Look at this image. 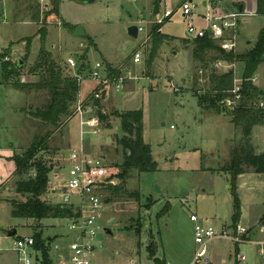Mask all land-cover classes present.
I'll return each instance as SVG.
<instances>
[{
	"label": "rangeland",
	"instance_id": "obj_1",
	"mask_svg": "<svg viewBox=\"0 0 264 264\" xmlns=\"http://www.w3.org/2000/svg\"><path fill=\"white\" fill-rule=\"evenodd\" d=\"M184 1L163 2L162 12L159 8L155 14L156 0H96L84 4L63 0L61 18L47 23L45 46L53 59L66 67L68 75L80 74L87 78L82 82V93L91 89L94 80L88 79L89 73L98 62L110 63L114 66L112 69L120 68V73L103 74L110 81L109 97L106 102H103L105 98L100 102L103 112L111 115V128L107 129L106 122L101 123L97 127L100 131L95 133L87 126L82 130L80 116L76 114L62 131H56L55 126L42 123L29 113L44 107L50 99L49 92L21 90L17 86L39 81L34 66L41 47L37 35L41 24L33 17L38 11L43 12L50 0H0V264H19L18 254L13 250L18 237L42 233L47 240L51 237L52 251L55 244L65 246L70 242L71 218L64 217L61 221L46 218L36 227L32 219L12 215L10 201L32 199L29 194L17 192L18 182L37 173L36 169L18 171L16 158L30 148L35 136L49 133L53 135L48 150L40 152L32 162L36 165L45 160L48 168L49 188L41 195L42 200L49 204L56 202L50 190L66 181L74 147H82L89 155L105 157L111 180L119 186L118 190H105L108 203L103 223L110 232L99 236L101 248L96 264H153L148 259V246L152 242L157 246L158 258L166 259L169 264H190L196 250L192 215L197 214L218 230L232 225V177L226 167L243 133L232 123L231 116L200 105V97L211 91V72L222 73L227 67H217L216 61H208L206 70L193 56V42L185 41L187 23L178 10ZM192 1L196 5L194 12L205 14L203 2L206 0ZM147 4L149 9L144 8ZM165 6L177 10L173 17L164 19ZM133 24L143 28L137 37L128 34ZM159 24L170 38L159 48L157 56L150 59L151 41L146 39L147 34ZM79 25L84 27L87 37L73 35ZM263 27L264 15L242 16L235 54L247 52ZM30 37L31 50L27 51ZM249 40L252 43L248 45ZM138 50L142 51L143 59L135 64L133 56ZM214 56L211 52L208 58ZM69 58L77 63L75 68L66 63ZM19 60L26 63L17 73L9 74ZM82 60L87 61L84 69L79 67ZM234 63L236 79H242L244 64L239 60ZM254 77V83L264 92V63ZM117 83L121 85L119 90L114 86ZM222 107L225 108L223 104ZM131 110L143 111L144 139L151 147L156 168L150 173L133 171L123 184L118 174L125 150L117 140L124 131L116 114ZM256 126L253 145L258 154H264V125ZM56 168L61 170L59 174ZM245 171L254 172L251 167ZM237 181L243 211L237 224L250 228L246 243L238 244L237 257L239 264H259L260 245L254 241L264 240V231H261L264 188L259 186L264 185V174L250 176V183L254 185L248 188L239 186L240 178ZM156 184L161 188L160 193L155 190ZM168 205L169 212L164 214ZM225 222L228 225L223 227ZM14 229L17 234L9 237L8 233ZM250 236L253 242H248L252 241ZM234 246L229 239L214 240L209 246L211 263L204 264H222L217 253L232 254L228 264H235ZM241 256L246 259L241 260Z\"/></svg>",
	"mask_w": 264,
	"mask_h": 264
},
{
	"label": "trees",
	"instance_id": "obj_2",
	"mask_svg": "<svg viewBox=\"0 0 264 264\" xmlns=\"http://www.w3.org/2000/svg\"><path fill=\"white\" fill-rule=\"evenodd\" d=\"M63 0H50L48 7L43 11H38L34 14V21L40 23L37 35L40 37L41 47L37 61L34 66L35 74H38L39 81L35 83L19 84V89L30 91H46L50 94V99L44 107L36 108L33 112H29L35 119L41 120L42 123L53 125L56 131H62L71 120L76 111V104L79 101V94L81 90V82L78 76L68 75L66 67L58 64L52 56V53L46 48L47 38V23L52 19L61 18V5ZM160 11L159 7L155 8V14ZM257 14L264 15V0H258ZM161 24L152 28L150 33L151 50L150 59L157 56L159 48L165 40H169V36L162 34ZM27 51L31 50L32 38L27 39ZM193 42V56L198 58L205 69L207 70L210 62L217 60H226L230 63L242 61L244 64L242 74V93L248 100L234 109L222 107L224 100L233 97L232 90L235 85L234 70H226L222 73L211 72L209 80L212 83L211 91L200 97V105L204 109L214 110L218 114H227L231 116L232 123L236 128L241 129L243 139L238 144L231 155V160L226 167V172L231 175V192L234 198V214L232 217V226L240 221L241 211V197L239 195L237 180L240 175L244 174L246 167H251L257 174H264V154H257L254 146L251 143V133L253 127L259 124H264V116L261 111L254 109L250 105V101L264 95L253 82L255 73L259 66L264 63V27L260 30L259 36L253 46L243 54H235V52H225L219 44L211 38L204 37L185 40ZM214 52L215 56L208 58L209 53ZM82 60L80 62L81 68H85ZM208 61H210L208 63ZM26 63V61L24 60ZM68 63V60L67 62ZM87 63V62H86ZM69 64V63H68ZM5 66V64H4ZM109 74L120 73L119 69H112L111 66ZM20 68H18L19 70ZM40 71V72H38ZM9 74H15L14 68ZM7 78V76H6ZM92 102L96 112L100 118L101 123L107 125V129L111 128L109 120L111 115L103 112V106L100 99H95L92 95L88 100ZM224 105V104H223ZM33 108V107H32ZM121 120L122 130L124 135L118 138V144L125 150V160L121 166V172L118 174L119 179L124 184L127 178L133 171L140 173L154 172L156 162L153 158L151 147L144 139V114L142 110H131L116 114ZM44 124V125H45ZM53 133L44 136H35L30 148L23 154L16 158V168L18 171L35 170L36 175L28 180L20 181L17 184V192L20 194H29L32 196L31 200L26 202L10 201L12 206V215L18 218H30L34 222H38L36 227H39L42 220L50 217L64 218L72 215L69 208L60 205L49 204L41 199V195L46 193L48 185L47 166L46 161L43 160L38 164H32L36 156L45 150H48L49 141ZM45 158V156H44ZM112 188L117 189V185H109L107 190L111 192ZM170 205L164 211V214L169 212ZM264 218V217H263ZM35 249L41 253L40 264H54L50 254L49 242L50 239H45L42 233H35ZM154 242L148 246L149 257L153 264H168L166 259L157 257V250H155ZM236 264H239L238 262Z\"/></svg>",
	"mask_w": 264,
	"mask_h": 264
},
{
	"label": "built area",
	"instance_id": "obj_3",
	"mask_svg": "<svg viewBox=\"0 0 264 264\" xmlns=\"http://www.w3.org/2000/svg\"><path fill=\"white\" fill-rule=\"evenodd\" d=\"M195 9L196 5L192 0H185L178 7L187 23L188 38L193 40L208 37L216 41L225 52H235L238 46L241 17L245 14L236 9L235 11H213L201 15L195 13ZM176 11L173 9L166 10L164 17L171 18ZM199 18L204 24L197 23L195 19ZM141 31L143 28L139 26V32ZM133 60L136 64L141 63L142 53L135 52ZM68 63L73 68L77 65L72 58L68 59ZM216 66H226V70H234L235 73L233 97L224 100V106L234 109L240 106L243 101L247 103L248 100L242 93V79H236L235 63L217 60ZM105 70L104 63L98 62L90 73V79L97 80L101 86L93 93L95 99L101 100L109 97L107 88L110 81L106 76H103ZM75 76H78L80 82L85 79L84 76L78 74ZM255 79L254 77L253 82ZM114 86L118 90L121 88L118 83ZM250 105L261 111L264 116V96L251 100ZM75 107V114L80 116L81 129L83 130L84 126H87L98 133L100 130L97 127L101 125V122L93 103L79 100ZM105 160V157L89 155L83 148L73 149L69 157L70 167L66 181L50 190L56 199L54 205H60L72 211V215L68 216L72 219L69 225L70 242L65 246L54 245V264H96V256L101 248V244H98L99 236L108 231L103 223L104 210L106 203H108L106 202L108 198L105 195V190L109 185H115L111 180ZM191 221L194 223V242L196 244L191 264L207 263L209 246L214 240L229 239L237 244L246 243L245 236L248 234V228L240 223L234 227L230 226L218 230L214 224L200 219L197 214L191 216ZM74 233H78L77 238L73 237ZM13 248L18 254L19 264H40L41 254L35 249L33 235L18 237ZM240 259L245 260L246 257L241 256ZM130 264L136 263L131 262Z\"/></svg>",
	"mask_w": 264,
	"mask_h": 264
},
{
	"label": "crops",
	"instance_id": "obj_4",
	"mask_svg": "<svg viewBox=\"0 0 264 264\" xmlns=\"http://www.w3.org/2000/svg\"><path fill=\"white\" fill-rule=\"evenodd\" d=\"M142 1H146V0H142ZM149 1V0H148ZM168 0H156V7L158 6L159 8H161V12H162V4H163V2H167ZM181 2V1H180ZM203 5H204V10H205V14H207L208 12L210 13V12H213V11H223V10H230V11H235L236 9L237 10H239L240 12H242V13H244L245 15H247V14H254V15H256L257 14V9H258V0H206V1H204L203 2ZM62 6V5H61ZM144 8L145 9H149V4H147V6H144ZM242 8V11L240 10ZM155 9V8H154ZM166 10H169V8H167V6H165V11ZM155 13V12H154ZM165 14V13H164ZM202 15H204V14H202ZM164 17V16H163ZM164 19H169V18H165L164 17ZM196 21H197V23H199V24H204V22L199 18V19H195ZM161 32H162V34H165V35H167V36H169L168 34H166V33H164L163 31H162V29H161ZM185 33H186V31H185ZM187 34V33H186ZM147 40L150 38V32L147 34ZM170 37V36H169ZM186 39H188L187 37H186ZM146 40V41H147ZM189 40H191V39H189ZM166 41H168V40H165L164 41V43L162 44V46L165 44V42ZM247 44V43H246ZM162 46H161V48H162ZM139 52H141L142 53V51L141 50H138ZM179 54V53H178ZM142 57H143V55H142ZM143 59V58H142ZM87 62V61H86ZM85 61L83 62V64L85 65V64H87ZM104 63V62H103ZM136 64V63H135ZM140 64V63H139ZM104 65H105V67H106V70L104 71V73L105 72H109V70H110V67L109 66H112V67H114L112 64H110V63H104ZM92 69L93 68H91V71H92ZM91 73V72H90ZM90 73H89V75H90ZM110 73V72H109ZM78 75H80V74H78ZM110 75V74H109ZM87 79V78H86ZM86 79L85 80H83L82 82H84V81H86ZM88 79H90V76H89V78ZM82 82H81V89H82ZM93 83L90 85L91 86V89L89 90V91H87V92H85V93H82V91L80 90V94H79V100H81L82 102L84 101H88L89 100V98H91L92 97V95H93V93L95 92V91H97L101 86H100V84H99V82L97 81V80H94V81H92ZM103 102H106V99H104L103 100ZM103 111H104V109H103ZM264 125V124H263ZM80 126H81V124H80ZM255 127H257V126H254L253 127V130H252V133H251V143H252V145H253V139H252V137H253V131H254V128ZM82 131L80 130V133H81ZM71 144V143H70ZM254 146V145H253ZM79 148H82V147H79ZM78 148V149H79ZM255 148V147H254ZM74 149H77V147H74ZM256 151V150H255ZM257 153V152H256ZM258 154V153H257ZM56 170H57V172H58V174H59V172L61 171L59 168H56ZM254 171V170H253ZM255 175H262V174H257V173H255V171L252 173V172H250V173H244V174H242V175H240V185L239 186H242V187H244V188H248V186H252V185H254V184H252V183H250V176H252V177H255ZM259 186H260V188H264V185H262V184H259ZM242 193H240V195H241ZM247 196V195H246ZM242 198H244V196H242ZM242 215H243V211H242ZM263 215V214H262ZM263 217H264V215H263ZM262 217V218H263ZM203 220V219H202ZM226 225H228V223L227 222H225L224 223V225H223V227L224 226H226ZM232 226V225H231ZM230 227V226H229ZM250 229V228H249ZM249 229H248V233H249ZM261 231H264V224H263V226H262V228H261ZM107 232H110L109 230L107 231ZM252 235V234H251ZM255 236H256V234H254ZM30 236V235H29ZM259 236V235H258ZM51 237H49L48 239H50ZM51 240V239H50ZM250 240H252V237L250 236ZM52 241V240H51ZM50 241V242H51ZM254 240H252V241H248V242H253ZM256 244H259L260 245V250H259V257H260V262H259V264H263L264 263V240L263 239H258V240H255L254 241ZM234 243V242H233ZM234 247H233V252L234 253H236L235 254V257H236V260H235V264L238 262L239 263V259H238V257H237V255H238V244L237 243H234ZM217 253V252H216ZM41 254V253H40ZM50 254H51V256H52V260H53V255H54V251H52V250H50ZM209 254V253H208ZM217 255H218V260L222 263V264H228L230 261H232V260H230L232 257H233V255L232 254H228V255H226V254H220V253H217ZM158 257V256H157ZM148 259H150V257L148 258ZM167 261V260H166ZM234 261V260H233ZM168 262V264H169V261H167ZM19 263V262H18ZM53 263H54V260H53ZM207 263H211V258H210V256H208L207 257ZM191 264V263H190Z\"/></svg>",
	"mask_w": 264,
	"mask_h": 264
},
{
	"label": "water",
	"instance_id": "obj_5",
	"mask_svg": "<svg viewBox=\"0 0 264 264\" xmlns=\"http://www.w3.org/2000/svg\"><path fill=\"white\" fill-rule=\"evenodd\" d=\"M72 1L77 2V3L84 4V3H92V2H95L96 0H72ZM240 10L242 11V8ZM128 34L130 36H132V37H137L138 34H139V27H138V25L133 24V25L129 26V28H128ZM73 35L76 36V37H87L88 36L87 33L85 32L84 27L81 26V25H79V26H77L75 28ZM186 36L188 37L187 34H186ZM251 43H252V40H249L247 42L248 45L251 44ZM24 64H25L24 60H19L17 67L14 68V72L17 73L18 72V68H21L22 66H24ZM155 190L158 193L161 192V188H160V186L158 184H156ZM106 202H108V200H106ZM37 224H38V222L36 221L35 222V225H37ZM16 234H17V230L14 229V230H11L8 233V236L9 237H12V236H15ZM73 237L74 238H77L78 237V233H74L73 234Z\"/></svg>",
	"mask_w": 264,
	"mask_h": 264
}]
</instances>
